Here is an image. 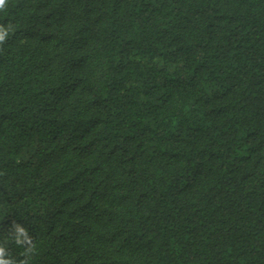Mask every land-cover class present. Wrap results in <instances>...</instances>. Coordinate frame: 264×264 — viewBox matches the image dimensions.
<instances>
[{
  "label": "trees",
  "instance_id": "1",
  "mask_svg": "<svg viewBox=\"0 0 264 264\" xmlns=\"http://www.w3.org/2000/svg\"><path fill=\"white\" fill-rule=\"evenodd\" d=\"M0 261L264 264V0H4Z\"/></svg>",
  "mask_w": 264,
  "mask_h": 264
},
{
  "label": "clouds",
  "instance_id": "2",
  "mask_svg": "<svg viewBox=\"0 0 264 264\" xmlns=\"http://www.w3.org/2000/svg\"><path fill=\"white\" fill-rule=\"evenodd\" d=\"M3 4H4V0H0V6H3ZM0 264H4V262L0 261Z\"/></svg>",
  "mask_w": 264,
  "mask_h": 264
}]
</instances>
